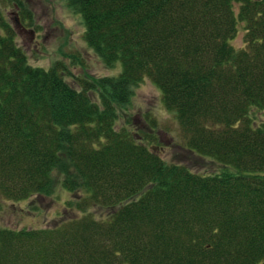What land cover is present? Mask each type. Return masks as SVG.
I'll use <instances>...</instances> for the list:
<instances>
[{"label":"trees","instance_id":"1","mask_svg":"<svg viewBox=\"0 0 264 264\" xmlns=\"http://www.w3.org/2000/svg\"><path fill=\"white\" fill-rule=\"evenodd\" d=\"M65 2L87 47L121 70L75 89L59 62L28 65L0 12V196H48L57 177L81 213L1 228L0 264H264V125L248 116L264 113V0ZM144 80L217 173L167 164L149 135L115 129Z\"/></svg>","mask_w":264,"mask_h":264},{"label":"rangeland","instance_id":"2","mask_svg":"<svg viewBox=\"0 0 264 264\" xmlns=\"http://www.w3.org/2000/svg\"><path fill=\"white\" fill-rule=\"evenodd\" d=\"M233 11L236 15L237 5L233 6ZM0 12L12 28L14 41L25 54L28 65L48 69L59 62L64 68L65 82L75 89L81 88L82 81L119 74V64L105 67L87 47L81 17L67 7L65 0H0ZM243 35V25L238 23L236 36L230 43L234 49L245 48ZM90 95L95 100V96ZM248 116L252 125H264L263 112L252 109ZM119 117L116 130L125 126L139 137L149 135L154 141L143 142L144 145L167 164L183 165L202 176L220 170L212 159L191 153L184 146L173 114L163 108L160 91L150 81L144 80L132 89V97ZM55 181L56 186L48 196L18 202L0 196V229H43L80 216L81 213L66 208L65 204L73 195L62 189L57 177ZM87 213L99 216L94 209Z\"/></svg>","mask_w":264,"mask_h":264}]
</instances>
